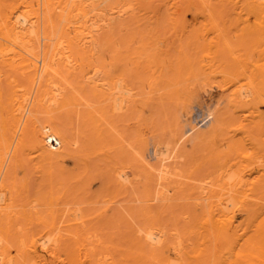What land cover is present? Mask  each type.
Segmentation results:
<instances>
[{
	"label": "bare ground",
	"instance_id": "1",
	"mask_svg": "<svg viewBox=\"0 0 264 264\" xmlns=\"http://www.w3.org/2000/svg\"><path fill=\"white\" fill-rule=\"evenodd\" d=\"M178 1L165 0L164 3L172 8ZM195 2L202 5L198 12L209 22H213L210 29L216 33V38L215 42L210 38L209 45H215L218 39H222L223 45H217L231 55L234 53L235 59L231 61V65L226 64L228 69H223L224 76L228 75L232 81L227 102L233 114L230 115V121L241 123L248 118L250 122L253 117L260 115V137L250 140L252 135L250 137L244 134L239 138L230 136L225 147L220 144L207 146L208 150L202 157L201 165L209 161L210 170L206 173L215 177L210 175L212 178L209 180H202L208 179V175L201 177V181L194 186V193L189 192L193 194L190 197L193 198L195 207L192 212L188 210V214H185L189 217L190 224H186L188 228L184 231L177 230L175 226L174 230L169 231L162 224L156 223L155 218L134 230L132 224L133 234L129 237L133 240L130 239L133 242L132 249L123 256L116 257L117 255L103 254L92 245H87L84 241L85 224H78L79 221L84 222L81 211V220H73L76 225L74 223V228L67 229L65 237L55 232L60 229L51 220L38 230L23 232L25 235L22 233L23 237L20 238L18 246L19 256L11 254V244L1 242L0 264H264V111L257 112L258 101L264 105V0H194L189 3L195 5ZM119 3L120 0H0L1 225L7 224L10 229L11 222L20 217V210L16 209V205L21 190L8 179L16 162L22 161L27 155L30 162L32 159L39 164L38 167L45 163L41 167L44 170L52 167L54 162L57 164L56 161L65 155H74L71 145L76 140L70 141L62 133L45 128L39 122L37 114L42 108L52 111L73 102L75 87L73 88V81H62L63 70L70 75L81 73L96 93L110 100L114 111L118 108L128 109L136 99V94L130 91L131 87H122L124 91L118 92V76L116 80L112 79L102 65L97 64L98 52L106 43L100 36V31L113 27L118 19H122V15L132 9ZM216 11L218 14L220 12V16L225 11L229 13L232 18L229 29L233 31L235 42L237 39V46L232 39L229 40L230 36H226L228 30L214 21ZM242 47L245 48L243 57L240 51V54L236 52ZM89 64L92 68L90 74L88 71L86 73ZM211 66L212 63L209 64L210 69L203 72L208 73L207 75L215 74V69ZM241 72L251 78L245 84L236 81L235 75ZM186 101L185 99L182 102L185 104ZM244 108L249 110L252 117H248V113L247 116L242 112L240 114L239 111ZM89 111L92 116L96 115L95 110ZM215 111L216 109L206 111L204 117L207 120L214 117V121L200 130L197 129L205 121L192 124L182 131L179 129L180 121H177L173 143H158L155 154L159 164L154 165L151 170L155 176L158 175L157 184L161 183V177L169 173L170 166L165 161L177 156L179 144L187 140L190 132L196 131L195 135L194 132L192 134L196 142L204 143L208 138L212 139L220 131L219 128L225 127L224 124H228V109ZM94 124L98 131L97 138L108 132V129L105 131L107 127L104 129L106 125L102 116L97 115ZM47 163L52 164L47 167ZM117 166L114 169V179L118 183L126 182V179L129 181L127 169H117ZM127 166L131 165L128 163ZM52 169L53 167L51 171ZM46 173L49 174L48 171L45 172L48 177ZM175 188L173 191H177ZM155 197L157 198H152ZM26 200L29 204L30 200ZM60 250H64V256L60 255ZM46 252L51 254L50 258L46 256Z\"/></svg>",
	"mask_w": 264,
	"mask_h": 264
},
{
	"label": "rangeland",
	"instance_id": "2",
	"mask_svg": "<svg viewBox=\"0 0 264 264\" xmlns=\"http://www.w3.org/2000/svg\"><path fill=\"white\" fill-rule=\"evenodd\" d=\"M164 1L120 0L119 5L132 9L122 15V19H118L113 27L100 31V36L106 43L98 52L96 63L102 65L112 79L116 80L118 76V92L124 91L122 87L132 88L130 91L136 94V99L128 109L112 110L110 100L96 93L81 73L70 75L65 70L62 71V81H73V102L52 111L42 108L37 114L39 122L45 128L62 133L70 141L76 140L73 143L75 145H71L74 155H65L59 162L56 161L57 164L51 163L53 171L51 166L41 169L45 163L38 167L39 164L37 165L35 160L34 162L31 159L30 162L25 155L26 157L16 162L13 170L9 171L12 176L8 177L9 182L16 183V187L22 191L17 199V203L21 205H16V209L20 210L19 219L16 220V217L11 225L9 224L10 229L7 224H0V243L11 244L9 248L12 255L19 256V240L24 233L31 229V232L38 230L48 220L54 221L60 229L55 232L65 237L67 229L76 225L73 220L82 218L84 222L78 220V224H85L83 230L86 232L84 237L87 241H84L87 245H92L103 254L117 255L116 257H121L132 249V238H129L132 237V231L142 226V223L144 226L154 221L153 218L169 231L174 230V226L177 230L184 231L190 224L189 217L185 214H188V210L192 212L195 207L194 200L190 197V194H193L189 192L194 193V186L201 181V177L209 176L208 179L202 180L212 178V174H207L210 162L206 161L202 163L204 166L201 165L202 157L208 150L207 146L220 144L225 147L230 136L239 138L244 134L250 137L252 135L250 140L256 136L260 137V115H254L257 118L253 117L251 123L248 118L241 123L230 121L233 114L227 102L232 81L228 75L224 76L223 69H228L227 65H231V61L235 59L234 53L231 55L229 51L222 49V39L217 42L221 46L209 45L211 39L215 42L216 33L210 29L213 22H209L198 12L201 3L195 2L197 4L194 5L189 3L194 0H185L186 3L179 0L175 7L168 5L169 9ZM226 11L221 13V16L220 12L218 14L216 11L214 21L228 30L226 36H230L229 40L232 39L234 43L235 36L229 29L232 18ZM241 49L243 47L238 48L236 52L240 51L242 54H239L243 57L245 48L243 51ZM210 63L211 68L215 69V74L209 76L203 71L210 69ZM87 71L89 74L92 72L91 64L86 67V73ZM235 78L239 84H245L251 79L248 74L242 72L235 75ZM73 84L71 83V86ZM185 99L187 101L184 104L182 101ZM258 104L257 112L264 111L263 103L258 101ZM89 109L95 110L96 115L92 116ZM211 109H228V124H224L225 127L219 128L220 131L204 143L196 142L192 135L193 132L195 135L196 131L190 132L187 140L179 144L177 156L165 161L170 166L169 173L161 177L163 182L159 179L161 183L157 184L158 175L155 176L151 170L154 165L159 164L155 154L158 143H173L177 121H180L181 131L197 122L205 121L197 130L213 122L214 117L208 120L204 117L206 111ZM239 112L246 116L248 113V117H252L245 108ZM97 115L104 119V129L107 127L105 131L108 129L100 138L96 136L98 131L94 124ZM214 139L215 141H212ZM24 160L27 163L23 162ZM128 163L133 166L128 167ZM115 166L117 169L126 168L130 180L118 183L114 179ZM47 171L48 177L52 174V182L51 178L45 175ZM171 187L177 191H173ZM154 196L157 198H152ZM26 199L30 200L29 204ZM64 224L68 226L65 227ZM3 226L6 227L3 229ZM8 231L12 235L8 234ZM12 236L16 238L13 239ZM60 253L61 256L65 255L64 250H60ZM46 256L50 258L51 254L46 252Z\"/></svg>",
	"mask_w": 264,
	"mask_h": 264
}]
</instances>
